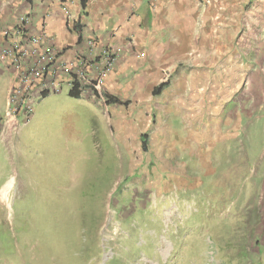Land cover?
<instances>
[{"label": "rangeland", "instance_id": "1", "mask_svg": "<svg viewBox=\"0 0 264 264\" xmlns=\"http://www.w3.org/2000/svg\"><path fill=\"white\" fill-rule=\"evenodd\" d=\"M1 63L0 264H264V88L251 71L215 74L232 89L199 72V101L217 88L216 103L198 121L159 113L166 134L123 86L116 106L67 82L20 105Z\"/></svg>", "mask_w": 264, "mask_h": 264}, {"label": "crops", "instance_id": "2", "mask_svg": "<svg viewBox=\"0 0 264 264\" xmlns=\"http://www.w3.org/2000/svg\"><path fill=\"white\" fill-rule=\"evenodd\" d=\"M69 5L73 17L87 26L80 38L67 28L61 0H0V46L5 43L4 31L29 16V31L52 35L56 47L65 49L63 58L87 52L86 38L92 34L101 43L120 48L118 61L103 84L104 93L115 99L120 97L117 88L123 86L137 98L136 103L144 104L140 118L155 121L160 133L169 131L160 129L159 113L198 121L199 108L216 103L217 88L209 99L199 101L201 84L195 82L199 72L251 71L248 86L264 88V0H88L84 10L80 0ZM228 79L215 75L210 86L221 82L232 89V78ZM87 92L93 91L87 88L80 96ZM259 99L255 96L256 107L263 104L264 98L258 103Z\"/></svg>", "mask_w": 264, "mask_h": 264}, {"label": "built area", "instance_id": "3", "mask_svg": "<svg viewBox=\"0 0 264 264\" xmlns=\"http://www.w3.org/2000/svg\"><path fill=\"white\" fill-rule=\"evenodd\" d=\"M70 2L61 0L66 26L76 31L80 38L87 26L73 17ZM30 24L29 16L20 19L16 26L4 31L5 43L0 46V60L14 73L15 86L11 95L20 97V105H24L25 99L60 92L63 82L72 88L76 86L80 93L89 88L93 96L107 104L103 84L118 61L120 48L103 44L92 34L86 38L87 52H78L71 59L63 58L65 49L56 47L54 37L46 32L31 33ZM11 113L8 111L6 115Z\"/></svg>", "mask_w": 264, "mask_h": 264}, {"label": "trees", "instance_id": "4", "mask_svg": "<svg viewBox=\"0 0 264 264\" xmlns=\"http://www.w3.org/2000/svg\"><path fill=\"white\" fill-rule=\"evenodd\" d=\"M87 1L88 0H80V3H81V6H82V9L84 10L85 8H86V4H87ZM162 86L163 85H160L157 89H155L154 90V94L156 95V94H159L160 93V91H161V89H162ZM69 94H70V96H72V97H75V98H78V97H80V95H81V93L77 90V87L76 86H74L70 91H69ZM45 95H48V94H43V96H45ZM107 102L108 103H112V102H119L116 98L114 99V98H108V100H107ZM146 136L147 135H142V140H141V146H142V148L143 149H147V140H146Z\"/></svg>", "mask_w": 264, "mask_h": 264}, {"label": "bare ground", "instance_id": "5", "mask_svg": "<svg viewBox=\"0 0 264 264\" xmlns=\"http://www.w3.org/2000/svg\"><path fill=\"white\" fill-rule=\"evenodd\" d=\"M9 184H10V183H9ZM10 190H11V189H10ZM7 193H8V189H7V188L4 189V190L2 191V193H1V194H2V197L5 198V200L8 199V198H7ZM6 202H7V201H6Z\"/></svg>", "mask_w": 264, "mask_h": 264}, {"label": "clouds", "instance_id": "6", "mask_svg": "<svg viewBox=\"0 0 264 264\" xmlns=\"http://www.w3.org/2000/svg\"><path fill=\"white\" fill-rule=\"evenodd\" d=\"M43 96V95H42ZM106 98H107V96H106ZM107 100H108V98H107Z\"/></svg>", "mask_w": 264, "mask_h": 264}]
</instances>
